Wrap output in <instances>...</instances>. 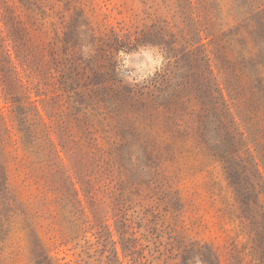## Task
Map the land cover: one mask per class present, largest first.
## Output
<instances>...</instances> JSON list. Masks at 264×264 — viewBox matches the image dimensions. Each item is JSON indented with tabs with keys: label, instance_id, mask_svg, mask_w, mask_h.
Returning <instances> with one entry per match:
<instances>
[{
	"label": "rangeland",
	"instance_id": "1",
	"mask_svg": "<svg viewBox=\"0 0 264 264\" xmlns=\"http://www.w3.org/2000/svg\"><path fill=\"white\" fill-rule=\"evenodd\" d=\"M234 3L0 0V264H264V39Z\"/></svg>",
	"mask_w": 264,
	"mask_h": 264
},
{
	"label": "trees",
	"instance_id": "2",
	"mask_svg": "<svg viewBox=\"0 0 264 264\" xmlns=\"http://www.w3.org/2000/svg\"><path fill=\"white\" fill-rule=\"evenodd\" d=\"M233 17L232 19L235 20V22H239L238 23V29L234 32V34H238L239 32H247V33H257L259 38H263L264 39V3H259L258 5H254V3L249 0H235V3L233 5ZM251 19L255 21L254 24H251ZM259 32V33H258ZM199 42H201V45L203 46V43L201 41V38L199 40ZM259 43H254V46H258ZM263 49V48H262ZM262 49L259 52V56H261L262 54ZM8 54H10V52L8 51ZM264 54V52H263ZM257 66H259L260 69V73H262L261 79H262V83L261 85H259V87H263L262 85H264V55L260 58V61L257 63ZM263 91V90H262ZM263 93V92H262ZM225 103V102H224ZM207 115H210L207 113ZM207 115L205 116V118L207 117ZM215 149H219V146H215ZM228 148V147H227ZM220 150V149H219ZM223 154V151H221ZM225 158L229 159V155H230V159H231V154L228 153V149L227 151H225ZM258 170V168H257ZM232 172V171H231ZM258 173H260L258 171ZM230 181L233 185H235L236 188L240 189V184H241V180L238 178V175L233 174L230 177ZM248 187V185L244 186V190H246ZM0 189L3 193L6 192V186L3 182V175H2V171H1V167H0ZM76 194H78V191L76 190ZM242 203H243V210H244V215L245 217L250 220V216L252 218V211H251V206H250V201L251 199L248 197V193H243L242 199H241ZM251 223L255 226V222L253 220H251ZM257 226L254 227V229H256ZM256 232V231H255ZM257 237L255 238V241H257L259 247H263L264 248V239L258 236V233L256 232ZM37 255V264H52V262H50L47 258V256H44L42 252H38L36 251ZM207 256V260H209V264H212L214 262H216V260L219 261V264L221 263V260L214 255V253L211 251L210 255L208 257ZM262 256L264 257V253L262 254ZM47 258V259H46Z\"/></svg>",
	"mask_w": 264,
	"mask_h": 264
}]
</instances>
